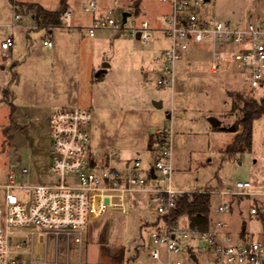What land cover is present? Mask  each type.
I'll return each instance as SVG.
<instances>
[{
	"label": "rangeland",
	"instance_id": "obj_1",
	"mask_svg": "<svg viewBox=\"0 0 264 264\" xmlns=\"http://www.w3.org/2000/svg\"><path fill=\"white\" fill-rule=\"evenodd\" d=\"M60 1L0 0V184L11 171L25 183L48 178L54 156L51 117L58 107L91 112L89 148L119 150L121 155L111 161L118 168L136 157L146 158L150 135L171 129L175 185L218 190L233 187L238 180H264V115L254 122L251 151L232 157L225 152L236 134L230 93L260 97L264 89L252 90L235 71H210L207 51H190L192 63L179 64L173 89L157 85L154 58L167 44L159 29L165 25L170 0H141L138 12L134 0H67L68 11L73 13L70 19L63 17L62 26L52 29L37 28L29 5L57 9ZM91 1L97 6L94 12L85 9ZM202 11L213 20L264 22V0H207ZM16 13L21 18L8 27ZM94 13H110L122 28H99L94 36L88 35ZM144 20L153 29L148 43L133 34ZM69 25L76 28L71 30ZM7 35L13 36L14 46L4 50L1 41ZM47 36L52 47L43 44ZM106 64L108 71L93 80ZM212 119L220 124L214 126ZM24 167L29 174H21ZM211 195L212 219L226 223L235 241L240 240L239 234L243 240L264 241V213L250 212L252 206L264 205V196ZM3 199L0 187V203ZM221 204L230 208L218 212ZM158 223H162L160 215L148 195L133 193L125 221L109 218L94 225L96 244L89 248V264H123L133 254L148 264L152 232ZM119 247L124 248L123 258L113 263ZM195 253L197 260L190 252L171 254V258L184 264H211L203 247Z\"/></svg>",
	"mask_w": 264,
	"mask_h": 264
},
{
	"label": "built area",
	"instance_id": "obj_2",
	"mask_svg": "<svg viewBox=\"0 0 264 264\" xmlns=\"http://www.w3.org/2000/svg\"><path fill=\"white\" fill-rule=\"evenodd\" d=\"M205 1L170 0L165 25L159 29L167 44L154 59L157 85L173 89L179 64L192 63L190 51H207L210 71L232 70L241 74L252 90L264 89V22L213 20L203 14ZM85 9L96 11V3L91 1ZM72 16L68 10L63 14L68 19ZM20 18L16 13L7 26L14 27ZM99 28L120 30L122 24L108 13L94 18L87 34L94 36ZM138 32L144 43L152 39L153 29L147 20L133 30L134 36ZM43 44L53 46L50 39H44ZM13 46L12 35L1 41L4 50ZM91 120L88 110L56 108L51 117L54 156L48 178L25 183L11 171L0 184L4 190L0 203V264H89V248L96 244L94 225L109 218L125 221L131 195L136 192L148 195L160 218L171 214L182 196L194 192L254 199L264 196V185L257 186L250 180H238L233 187L218 190L175 185L171 129L158 131L162 139L156 143L150 162L136 157L118 168L111 161L121 155L119 150L89 148L87 127ZM29 173L27 167L21 170L22 175ZM229 208L221 204L217 211ZM250 212L262 214L264 205L252 206ZM238 238L234 240L221 219L206 230L187 221H162L152 232L148 264H184L171 258V254L183 252L194 253L197 260L195 251L202 247L211 264H264V241L243 240V234ZM135 264L142 263L136 259Z\"/></svg>",
	"mask_w": 264,
	"mask_h": 264
},
{
	"label": "trees",
	"instance_id": "obj_3",
	"mask_svg": "<svg viewBox=\"0 0 264 264\" xmlns=\"http://www.w3.org/2000/svg\"><path fill=\"white\" fill-rule=\"evenodd\" d=\"M140 1L134 0V7L137 12L139 11ZM29 10L32 11L31 15L37 28L52 29L62 26L63 14L68 10V3L67 0H61L57 9H47L41 4H31ZM103 73L104 70L100 69L93 80L101 79ZM8 94L9 91L6 89L4 96L8 97ZM230 95L233 97L230 113L235 116L233 126L236 134L234 140L226 147L225 152L229 157H232L236 153L252 150L254 122L264 115V95L257 97L255 94H245L243 92L230 93ZM11 106L14 110L13 103H11ZM3 131L7 132V127ZM161 139L160 134H151L148 141L150 148ZM211 204V193L194 192L185 194L180 198L174 211L169 215H164L161 219L166 224H177L182 218H185L189 225L206 230L213 222ZM191 254L194 258V253L191 252ZM138 256L136 254L128 256L123 264L134 261Z\"/></svg>",
	"mask_w": 264,
	"mask_h": 264
},
{
	"label": "crops",
	"instance_id": "obj_4",
	"mask_svg": "<svg viewBox=\"0 0 264 264\" xmlns=\"http://www.w3.org/2000/svg\"><path fill=\"white\" fill-rule=\"evenodd\" d=\"M169 13V12H168ZM100 16L101 15H103V14H99ZM98 16V15H97ZM96 16V13H94L93 14V16H92V20L91 21H93L94 20V18H96L97 17ZM99 17V16H98ZM33 18V17H32ZM34 20V19H33ZM81 28V27H80ZM50 32L52 31V30H49ZM161 35V34H160ZM164 37L161 35V39H163ZM45 39H50L51 40V38L49 37V36H47ZM156 39H158V38H156ZM167 43V42H166ZM155 59V58H154ZM149 65H151V64H149ZM102 69V68H101ZM108 70H105L104 72H107ZM159 130H157L156 132H158ZM149 141V140H148ZM155 146H156V143L154 144V146H153V148H147V152H148V155H147V157L146 158H143L144 159V161L145 162H150V159H152V157H153V153H154V148H155ZM255 185H257V186H262V185H264V180H256V181H254L253 182ZM231 211H233V209L231 210ZM181 222H186V219L185 218H182L181 220H180ZM215 220L213 219V222H214ZM193 257H195V256H193Z\"/></svg>",
	"mask_w": 264,
	"mask_h": 264
},
{
	"label": "water",
	"instance_id": "obj_5",
	"mask_svg": "<svg viewBox=\"0 0 264 264\" xmlns=\"http://www.w3.org/2000/svg\"><path fill=\"white\" fill-rule=\"evenodd\" d=\"M206 1H207V0H206ZM128 15H129V14H127V13L124 15V20H125V21H126ZM136 38H137V39L140 38V32H138V33L136 34ZM107 66H108L107 64L104 65V66L102 67V69H103L104 71L107 70ZM212 124H213L214 126H217V125L220 124V122H219L217 119H212ZM232 130L235 131V127H234V126L232 127ZM51 150H53V148H51ZM123 254H124V248H123V247H119V248L117 249V251H116V255L112 257L111 261H112L113 263H118L119 261L122 260V258H123ZM194 258H195V257H194Z\"/></svg>",
	"mask_w": 264,
	"mask_h": 264
}]
</instances>
